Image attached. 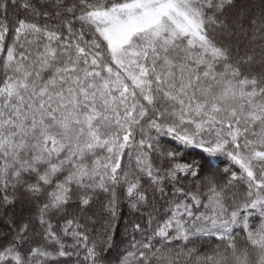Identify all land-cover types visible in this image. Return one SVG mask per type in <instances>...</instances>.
<instances>
[{
  "label": "snow or ice",
  "instance_id": "snow-or-ice-1",
  "mask_svg": "<svg viewBox=\"0 0 264 264\" xmlns=\"http://www.w3.org/2000/svg\"><path fill=\"white\" fill-rule=\"evenodd\" d=\"M124 200L114 264H264V0H0V264H113Z\"/></svg>",
  "mask_w": 264,
  "mask_h": 264
},
{
  "label": "trees",
  "instance_id": "trees-1",
  "mask_svg": "<svg viewBox=\"0 0 264 264\" xmlns=\"http://www.w3.org/2000/svg\"><path fill=\"white\" fill-rule=\"evenodd\" d=\"M27 14L23 12V10H20V16L24 17ZM15 17V13H11L10 14V21L14 20ZM241 47H240V55H244L245 51L248 52V54H252V49L256 48L257 49V63L253 65V72L258 73L261 71L260 65L258 63L259 61V49H258V44H259V40L257 39V41H253L250 42V39H244L241 38V40L239 41ZM195 158V157H192ZM225 166H227V161H225V163H222L219 165V167L221 169H223ZM235 170H239L238 166H236ZM243 191L244 189L241 186H237L236 189H233V191ZM121 196L123 199L124 193L121 192ZM75 200V197L73 198ZM106 200V196L101 195L99 198L94 199L92 202V207L89 210V212L87 213V215H91L92 212L96 213V216L93 217L94 220L97 221V223L95 224V228L97 229V231L101 228V225L104 223V216H103V209H102V202ZM19 205V204H18ZM17 205V208L20 209V207ZM37 205L28 207V206H24L23 211H24V216H32V225L34 228V231H30L29 235L33 238V243L32 246L35 247L37 245L39 246H44L45 244V240H44V228L39 224L38 222V213H37ZM157 208H159V205H157ZM70 212L74 211V208H70L69 209ZM122 211L124 213L123 216V221L121 224V239L118 241V247L116 249H114L111 253H110V259L113 261H115V258L117 256H121L123 255V250L128 246L129 241L131 239L130 236H125L124 235V224L128 223L130 220L135 222L138 219L139 214H130L129 209L127 207V201L124 200L123 204H122ZM143 212H147L148 209H142ZM77 214L79 215V213L77 212ZM160 223H162V220L158 221ZM51 223L57 228L59 229V227L61 225H63L64 221L59 219V217H54L51 218ZM261 223V220L259 218L254 219L252 221H250V224L253 226V229H255V227H257L259 224ZM92 225H89V228H91ZM153 228L156 227V224L154 223L152 225ZM5 228L3 225H0V229ZM150 234V233H149ZM91 235H95V233H91ZM233 237L237 240L238 243V247L243 248L245 247L244 244V240L246 237V232L240 230L239 228H237L234 232H233ZM12 235L9 234L7 236V239L4 238L3 233H0V245H4L8 242V240H11ZM136 239L140 240L141 237L139 235H136ZM227 240L225 241H221L218 237H212V238H205L201 241H198L196 244H187V247L184 246L183 242H176L175 244L172 245V247L176 250H182L184 252H187L188 249L191 248H195L197 249V255L199 256H205V255H210L213 253V250L215 249H220L223 250L225 245L227 244ZM48 243H51L50 241ZM65 243L67 244H71L73 243L72 240L68 239L65 241ZM81 257H83L84 252L83 250H81L80 253ZM182 259V264H187V262H185Z\"/></svg>",
  "mask_w": 264,
  "mask_h": 264
},
{
  "label": "rangeland",
  "instance_id": "rangeland-1",
  "mask_svg": "<svg viewBox=\"0 0 264 264\" xmlns=\"http://www.w3.org/2000/svg\"><path fill=\"white\" fill-rule=\"evenodd\" d=\"M20 208H21V205H18ZM8 230L6 228H3V229H0V233H5L7 232Z\"/></svg>",
  "mask_w": 264,
  "mask_h": 264
}]
</instances>
